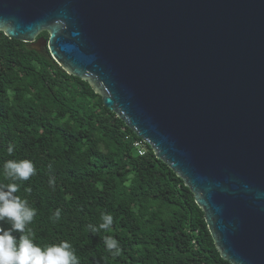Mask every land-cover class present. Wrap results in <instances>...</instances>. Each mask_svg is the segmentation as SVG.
<instances>
[{"label":"water","instance_id":"95a60500","mask_svg":"<svg viewBox=\"0 0 264 264\" xmlns=\"http://www.w3.org/2000/svg\"><path fill=\"white\" fill-rule=\"evenodd\" d=\"M0 31H46L189 188L220 257L264 264V0H0Z\"/></svg>","mask_w":264,"mask_h":264},{"label":"trees","instance_id":"16d2710c","mask_svg":"<svg viewBox=\"0 0 264 264\" xmlns=\"http://www.w3.org/2000/svg\"><path fill=\"white\" fill-rule=\"evenodd\" d=\"M140 139L44 45L0 31V185L16 183L14 195L36 210L25 233L13 232L17 240L30 234L41 248L67 241L80 264H230L192 192L148 144L137 153ZM24 159L36 174L7 178L5 161ZM103 214L113 224L93 234L89 226L98 227ZM105 236L118 240L119 255L107 250Z\"/></svg>","mask_w":264,"mask_h":264},{"label":"clouds","instance_id":"9594fccd","mask_svg":"<svg viewBox=\"0 0 264 264\" xmlns=\"http://www.w3.org/2000/svg\"><path fill=\"white\" fill-rule=\"evenodd\" d=\"M13 151L8 147V153ZM7 178L15 181H27L36 174V169L30 160H7L3 165ZM53 181L50 180V183ZM18 191L16 183L0 185V222L10 223V228L0 226V264H80L72 245L67 241L50 245L45 248L37 246L30 234L21 235L19 240L13 232L25 233L26 225L30 224L36 215V210L28 206L26 200L14 195ZM56 220L61 217L60 209L54 213ZM113 224V216L102 215V223L98 227L89 226L95 234L103 229L108 231ZM107 250L113 255H119L118 240L111 236L103 237Z\"/></svg>","mask_w":264,"mask_h":264},{"label":"built area","instance_id":"2783aa9c","mask_svg":"<svg viewBox=\"0 0 264 264\" xmlns=\"http://www.w3.org/2000/svg\"><path fill=\"white\" fill-rule=\"evenodd\" d=\"M133 145L135 146L139 155H142L145 152V142L142 139L136 140Z\"/></svg>","mask_w":264,"mask_h":264},{"label":"rangeland","instance_id":"374dc122","mask_svg":"<svg viewBox=\"0 0 264 264\" xmlns=\"http://www.w3.org/2000/svg\"><path fill=\"white\" fill-rule=\"evenodd\" d=\"M42 42H43V38H41V39L39 40V42H38L37 46H38V45H43V43H42Z\"/></svg>","mask_w":264,"mask_h":264}]
</instances>
